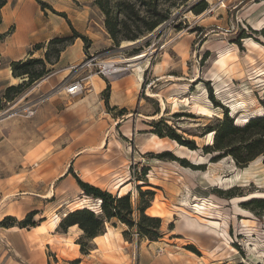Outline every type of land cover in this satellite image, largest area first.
I'll use <instances>...</instances> for the list:
<instances>
[{
  "label": "rangeland",
  "instance_id": "obj_1",
  "mask_svg": "<svg viewBox=\"0 0 264 264\" xmlns=\"http://www.w3.org/2000/svg\"><path fill=\"white\" fill-rule=\"evenodd\" d=\"M43 1L54 9L45 7L46 14L66 19L58 14L65 12L87 39L69 41L63 65L54 61V44V62H46L44 74L13 99L0 98V264H264V154L241 164L230 154L214 159L217 151L202 149L213 142L207 126L225 107L237 124L263 112L264 0H155L166 18L118 44L92 0ZM204 2L202 11L193 10ZM15 22L0 31V47L14 29L26 44L39 34L23 11ZM50 38L30 42L23 58L44 57ZM0 55V75L6 77L1 97L7 85L27 76H14L12 58ZM89 57L97 63L81 66ZM104 61L129 66L119 75H103L98 69ZM11 75L16 80L7 83ZM84 77L81 92L64 91L69 81ZM95 79L110 85L108 97L105 86L92 91ZM127 81L135 100L112 103L111 87ZM48 85L53 88L43 93ZM160 119L197 148L152 132ZM79 152L83 156L74 164ZM70 168L114 195L128 192L135 219L139 189H151L144 212L161 218L162 235L141 236L115 218L104 223L103 232L110 228L106 237L87 238L77 224L60 225L79 202L100 212V200L83 192ZM7 215L12 218L1 221Z\"/></svg>",
  "mask_w": 264,
  "mask_h": 264
},
{
  "label": "trees",
  "instance_id": "obj_2",
  "mask_svg": "<svg viewBox=\"0 0 264 264\" xmlns=\"http://www.w3.org/2000/svg\"><path fill=\"white\" fill-rule=\"evenodd\" d=\"M7 0H0V22L2 21V6ZM42 9L52 7L43 0H36ZM98 5L104 14V25L110 37L115 44L123 39H136L144 31L152 30L159 22L164 20L167 14H161L156 9L155 0H92ZM206 3L193 7L195 12H200L205 8ZM54 10V9H52ZM58 12V11H55ZM58 14L66 18L70 24L72 34L51 37L48 40V46L44 52V57H25L10 60L9 64L11 72L14 76H27L19 83L9 84L5 87L1 99L11 100L14 95L19 93L23 86L29 85L36 78L41 77L46 71V62L53 63L59 59L60 52L67 46L69 41H73L74 37L80 36L87 39L86 35L77 31L70 23L66 13L59 11ZM264 36V29L262 30ZM54 44V61L50 58V50ZM40 46V44H35ZM1 59V55H0ZM110 85L107 84L104 88L105 97H108ZM210 98L214 101V96L210 93ZM216 102V101H215ZM263 112L261 114L250 116L243 124L234 122L233 117L228 115L227 109L222 117H217V121L207 126V131L214 133L213 142H207L202 149L205 151L215 150L217 153L212 157L218 159L224 155L230 154L236 162L241 164L247 163L255 156L264 154V94L260 98ZM218 104V103H217ZM2 104L0 102V108ZM121 113L126 108L121 107ZM163 123V127L159 124ZM152 132L159 136H169L176 139L179 143L197 148L193 139L183 138L170 124L160 119L153 121ZM78 184L86 195L100 200V212L86 207L85 205L78 206L66 213L61 219L60 225L67 227L72 224H77L83 231V236L92 238L104 230L105 221L115 218L126 223L130 227H134L136 232L141 236H146L150 239H156L162 235L160 229L161 218L156 215L145 213V209L150 205L152 190L139 189L140 199L136 205L138 211L137 219L133 216L134 207L130 201V194L124 193L114 195L106 189L91 184L82 180L71 168ZM147 196V197H145ZM262 205V204H260ZM91 206V205H89ZM12 218L10 215L5 216L1 221ZM12 224V223H10ZM9 224V225H10ZM22 222L21 225H25ZM6 225V224H5ZM80 242V241H79ZM80 251L86 252L84 244L80 242ZM76 260V259H75Z\"/></svg>",
  "mask_w": 264,
  "mask_h": 264
},
{
  "label": "crops",
  "instance_id": "obj_3",
  "mask_svg": "<svg viewBox=\"0 0 264 264\" xmlns=\"http://www.w3.org/2000/svg\"><path fill=\"white\" fill-rule=\"evenodd\" d=\"M15 1L16 0H7L6 3L2 6V21L0 22V31L6 30L10 24H14L15 26L16 24L15 20L18 18L19 12L23 11L25 16L30 21L35 22V26L38 25V32H39L38 35H36L37 31L36 32L32 31L35 26L31 30L32 35L34 34L37 36L35 37L34 41H44L50 38L51 36L69 34L70 26L67 23L66 19L64 18L55 19L51 17L49 14H46L36 0H18L17 3ZM26 8L28 9V11L26 10ZM30 11L33 13L34 16H30ZM53 20H56V22H54ZM3 24L5 25L3 26ZM15 32L16 31L14 29V31L8 34V40H6L4 47H0V53L12 59H19V58H23V56L25 55L26 47L28 46V44L34 41L30 40L27 42V44L25 42H21L20 39L15 37L16 35ZM76 43H77V39L74 41V44ZM17 45L19 46V49L15 51L16 49L15 47H17ZM68 48L69 46H67L61 52L59 59L56 62V65H59V64L63 65L64 63L67 62V60L69 59V56L65 52L68 51ZM66 57H67V60H66ZM132 74H135V73H132ZM5 78L6 77H1L0 75V81ZM15 80L16 78L11 75L7 83L14 82ZM41 82H44V80H42ZM132 85L133 84L130 81L129 82L127 81L124 84H122L121 87H111L110 95L112 96V103L119 104V105H125L129 103L130 101H134L135 98L133 96V90H130L132 88L131 87ZM48 86L49 87H41L43 93H44V88L45 90H50L51 88H53L51 85H48ZM94 86L96 87H91L92 91L98 92L104 88L105 83L102 79L101 80L95 79ZM43 107H44V101H43ZM82 154H83L82 152H79V154L75 158L74 164L80 161V159L83 156ZM88 179L89 181L91 180L92 182L91 178H88ZM98 184L106 188V185L102 183H98Z\"/></svg>",
  "mask_w": 264,
  "mask_h": 264
},
{
  "label": "built area",
  "instance_id": "obj_4",
  "mask_svg": "<svg viewBox=\"0 0 264 264\" xmlns=\"http://www.w3.org/2000/svg\"><path fill=\"white\" fill-rule=\"evenodd\" d=\"M95 59V57H89L88 59H86V60H84L80 65L81 66H90V65H94V64H96L97 63V61L96 60H94ZM106 62H109V61H104V62H102L101 64L102 65H100V67H99V72H101V74H103V75H108V74H112V73H115V71L114 72H112V73H108L107 72V70H106V66H105V63ZM111 62V64L113 65V66H115L114 64V61H110ZM99 65V64H98ZM128 66H129V64H127L126 66H120V67H115V68H117V70H116V74H118L119 72H122V71H125V70H127L128 69ZM119 75V74H118ZM87 77V76H86ZM86 77H84L83 79H81V78H78V79H73V80H71V81H69L66 85H65V87H64V91L67 93V94H69V95H74V94H77V93H79V92H81L82 91V89H83V87H84V85H85V79H86Z\"/></svg>",
  "mask_w": 264,
  "mask_h": 264
},
{
  "label": "bare ground",
  "instance_id": "obj_5",
  "mask_svg": "<svg viewBox=\"0 0 264 264\" xmlns=\"http://www.w3.org/2000/svg\"><path fill=\"white\" fill-rule=\"evenodd\" d=\"M144 54L143 53H141V54H138V55H135V56H132V57H130V58H128V60H133V59H138L139 57H141V56H143ZM219 61H220V63L221 64H223L224 63V58L223 57H221L220 59H219ZM137 63V62H136ZM105 66H106V70H107V72L108 73H112V72H114L115 71V73H116V70H117V68H115V66H113L112 64H111V62L109 61V62H106L105 63ZM130 66H131V64H130ZM134 67V66H133ZM138 67V66H137ZM141 66L139 65V69H138V73H137V79L138 80H140L141 79ZM260 74H262V73H260ZM260 74H258V75H260ZM220 76V75H219ZM264 80V79H263ZM139 83V82H138ZM237 102V101H236ZM207 109V111H210L209 110V108H206ZM223 182V181H222ZM126 193V192H125ZM82 201V200H81ZM78 203V202H77ZM82 204H80V202L77 204V206L76 207H78V206H81ZM151 206V205H150ZM195 207L197 208L196 210H195V212L198 214L199 213V208H200V205L199 204H196L195 205ZM199 215V214H198ZM110 233V228L109 227H107V229L101 234V236H103V237H106L108 234Z\"/></svg>",
  "mask_w": 264,
  "mask_h": 264
}]
</instances>
